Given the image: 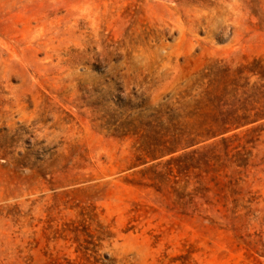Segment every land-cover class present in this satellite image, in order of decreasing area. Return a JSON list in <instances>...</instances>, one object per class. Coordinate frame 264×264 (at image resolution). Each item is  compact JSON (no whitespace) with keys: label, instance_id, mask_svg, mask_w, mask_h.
I'll use <instances>...</instances> for the list:
<instances>
[{"label":"rangeland","instance_id":"rangeland-1","mask_svg":"<svg viewBox=\"0 0 264 264\" xmlns=\"http://www.w3.org/2000/svg\"><path fill=\"white\" fill-rule=\"evenodd\" d=\"M229 104L264 113V0H0V264H264Z\"/></svg>","mask_w":264,"mask_h":264},{"label":"trees","instance_id":"trees-1","mask_svg":"<svg viewBox=\"0 0 264 264\" xmlns=\"http://www.w3.org/2000/svg\"><path fill=\"white\" fill-rule=\"evenodd\" d=\"M229 83L224 82H217V83H210L211 89L208 92L202 94V98L204 99L205 105H212V103L217 100L220 101L221 95L225 94L226 88ZM214 107H218L216 104ZM238 110L234 109V106L229 104V109L225 111L224 118L219 120V129L218 131L228 132L231 128H238L241 126H245L249 123L256 122L262 118H264V113H255L252 116L245 115V114H235ZM245 111V110H244ZM215 149L211 148L207 151V154H214ZM206 154V155H207ZM218 156L214 154L211 159L208 160H217Z\"/></svg>","mask_w":264,"mask_h":264}]
</instances>
